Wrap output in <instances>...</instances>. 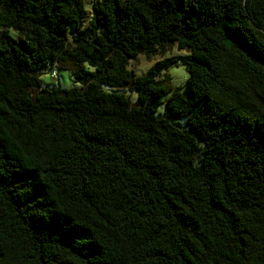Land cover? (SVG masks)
<instances>
[{"label":"trees","instance_id":"1","mask_svg":"<svg viewBox=\"0 0 264 264\" xmlns=\"http://www.w3.org/2000/svg\"><path fill=\"white\" fill-rule=\"evenodd\" d=\"M83 2L0 0V264H264V0Z\"/></svg>","mask_w":264,"mask_h":264},{"label":"rangeland","instance_id":"2","mask_svg":"<svg viewBox=\"0 0 264 264\" xmlns=\"http://www.w3.org/2000/svg\"><path fill=\"white\" fill-rule=\"evenodd\" d=\"M83 9L88 17L91 11V0H84ZM174 49V47L166 46L163 52H158L149 57L144 55V53L139 52L135 58L129 60L127 67L132 69L136 76L143 75L155 64V62L169 57L173 53ZM141 57H143V60H141ZM81 69L82 68L79 65H76L71 61H64L61 67L56 71V75L53 77L51 76L49 68L40 72L39 79L41 86L52 87L56 83H59L62 88L75 86V82L71 79L72 73L79 72ZM175 69H181L182 72H176L174 71ZM164 78L166 79L167 86L171 91L176 89L182 90L188 79V73L180 64L171 65L169 68L159 73L156 77V79Z\"/></svg>","mask_w":264,"mask_h":264},{"label":"clouds","instance_id":"3","mask_svg":"<svg viewBox=\"0 0 264 264\" xmlns=\"http://www.w3.org/2000/svg\"><path fill=\"white\" fill-rule=\"evenodd\" d=\"M141 60H143V57H141ZM174 71H176V72H182L181 69H175Z\"/></svg>","mask_w":264,"mask_h":264},{"label":"built area","instance_id":"4","mask_svg":"<svg viewBox=\"0 0 264 264\" xmlns=\"http://www.w3.org/2000/svg\"><path fill=\"white\" fill-rule=\"evenodd\" d=\"M56 75V72L55 71H52V76H55Z\"/></svg>","mask_w":264,"mask_h":264}]
</instances>
